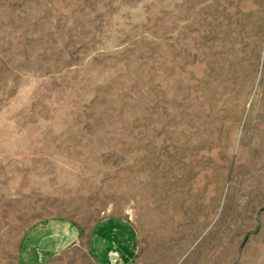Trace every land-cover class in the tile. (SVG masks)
I'll list each match as a JSON object with an SVG mask.
<instances>
[{
  "label": "rangeland",
  "instance_id": "obj_1",
  "mask_svg": "<svg viewBox=\"0 0 264 264\" xmlns=\"http://www.w3.org/2000/svg\"><path fill=\"white\" fill-rule=\"evenodd\" d=\"M113 213L138 264H264V0H0V264Z\"/></svg>",
  "mask_w": 264,
  "mask_h": 264
},
{
  "label": "crops",
  "instance_id": "obj_2",
  "mask_svg": "<svg viewBox=\"0 0 264 264\" xmlns=\"http://www.w3.org/2000/svg\"><path fill=\"white\" fill-rule=\"evenodd\" d=\"M140 248V230L129 216L106 214L89 227L52 217L22 233L15 264H138Z\"/></svg>",
  "mask_w": 264,
  "mask_h": 264
}]
</instances>
